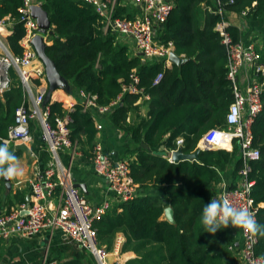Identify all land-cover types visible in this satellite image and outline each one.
I'll use <instances>...</instances> for the list:
<instances>
[{"label":"trees","instance_id":"trees-1","mask_svg":"<svg viewBox=\"0 0 264 264\" xmlns=\"http://www.w3.org/2000/svg\"><path fill=\"white\" fill-rule=\"evenodd\" d=\"M21 5L22 0H0V16L13 22L14 30L6 39L15 54L22 53ZM202 5L211 8L204 11L200 24ZM42 7L54 27L45 51L69 82L70 93L78 97V90L82 89L95 95L98 105H108L120 96L108 111L110 120L114 126L125 129L138 145L129 164L130 175L138 185L137 194L115 202L95 223L100 243L110 248L114 234L121 231L125 235L122 250L136 254L124 263L112 264H238L227 260L221 250L211 249V234L200 223L204 205L217 198L216 185L222 172L233 165L236 175L241 166L236 144L231 149H200L196 159L170 162L139 143L155 147L169 132L164 140L167 150L175 149L176 138L182 136V150L191 152L198 148V141L208 130L225 125L233 93L227 78V48L215 26L228 12L244 11V16L264 20V0H173L167 18L157 27L160 40H171L173 51L185 57L179 65L173 63L171 67L155 59L142 62L138 54L119 41L116 33L101 29L91 4L80 0H42ZM219 7L222 12H218ZM124 11L120 8L118 13ZM128 17L132 15L129 13ZM225 30L231 42L240 41L236 25L230 24ZM261 52L264 62V44ZM132 70L139 78L137 86L142 92L121 95L122 85L131 81ZM9 71V88L0 94V143L24 99L16 71L12 68ZM158 72L163 76L153 84ZM143 94L149 96L148 117L123 124L128 110L135 108L134 102ZM261 101L262 108L251 124L253 145L260 156L251 161L249 177L255 180L251 195L256 203H263L258 206L256 220L264 225V89ZM48 106L52 121L67 112L60 100L48 102ZM67 114L72 141L90 149L97 133L96 109L83 111L76 105ZM46 157L49 158L48 154ZM14 201L24 202L25 195L21 191L7 194L3 201L8 205L5 212ZM168 205L173 209V222L164 216ZM222 236L226 244L234 242L233 235L218 230L215 237ZM256 237L255 252L264 257V236ZM65 249H71L68 259L61 260L64 250L54 247L55 254L49 260L58 264H94L93 255L79 245L73 243Z\"/></svg>","mask_w":264,"mask_h":264},{"label":"built area","instance_id":"built-area-1","mask_svg":"<svg viewBox=\"0 0 264 264\" xmlns=\"http://www.w3.org/2000/svg\"><path fill=\"white\" fill-rule=\"evenodd\" d=\"M80 1L94 7L104 32L111 31L131 38L135 49L142 52L145 60H160L165 65L173 62L170 59V53L174 48L173 42L160 40L157 33L158 25L167 18L173 6V0ZM124 1L138 5L140 12L132 17H128L125 12L118 13L120 8L125 7ZM32 3L36 2L22 0L19 8V21L24 27V34L19 40L22 46L21 54H15L6 39V35L13 32V22L7 16H0V94L9 88L11 82L9 70L12 68L20 79L24 95L23 103L16 109L14 122L9 125L7 135L1 137V141L30 142L32 139L30 123L37 120L49 159L47 165L38 171L31 181L29 200L19 203L8 212L0 213V237L7 238L13 234L31 236L43 229L56 228L91 253L95 264H111L108 260L110 252L97 238L95 223L114 202L128 200L137 194L138 185L129 171V164L133 158H113L103 151L99 142L94 141L89 149L92 167L98 176L106 180L111 195L98 203H91L74 186L69 168L62 163L60 151L65 150L69 160H72L77 154L78 143L72 141L70 137L69 116L66 114L56 116L52 121L48 102L43 104L45 88L39 87L43 82L46 83L47 79L44 65L38 58L31 39L36 34H41L48 43L49 37L47 32L39 31L36 19L31 15ZM39 3L42 4L41 1ZM218 12H222L221 7L218 8ZM225 27L223 19L216 24V29L222 35V42L227 48V78L232 84L233 100L225 114V125L208 130L199 140L202 147L199 143L197 145L200 149H231L236 144L242 163L237 170L235 183L223 188L216 197L227 195L235 206L249 207L256 218L259 203H256L251 195L255 180L249 177V171L251 161L257 160L260 156L259 149L253 145L251 124L262 108L263 45H258L252 40L231 42ZM50 28H54L53 25ZM33 62L38 64L33 65ZM245 68L248 75L243 88L238 75L240 70ZM162 76L163 73L158 72L153 84L159 82ZM130 77L131 81L122 85L121 95L126 92H142V88L137 86L139 78L134 70ZM77 96L81 98L83 110L93 107L98 113L108 112L109 107L120 100L118 96L108 105H98L96 96L82 89L78 90ZM142 97L148 95L143 94ZM69 107L74 108L72 104ZM101 127V123L97 121L96 128ZM181 142L182 139H179L178 143ZM175 149L169 150L167 160L172 161L171 152ZM238 231L236 241L228 244V248L238 254V264H251L253 260L264 258L255 252L257 237L246 235L239 228ZM39 264H57V261L43 260Z\"/></svg>","mask_w":264,"mask_h":264},{"label":"crops","instance_id":"crops-1","mask_svg":"<svg viewBox=\"0 0 264 264\" xmlns=\"http://www.w3.org/2000/svg\"><path fill=\"white\" fill-rule=\"evenodd\" d=\"M33 1H35L36 3H39L41 1L42 3V0ZM124 5L125 7H122L121 9H124V12L127 14L130 13L132 16H134L140 12L138 5L127 1H124ZM210 8L211 7L209 5H202L199 13L200 24H202L204 21V11L209 10ZM223 21L225 22L226 26L233 24L238 27L241 33V41L252 40L255 41L258 45L264 44L263 19L254 20L248 16H244L243 14L228 12ZM51 38L52 36L50 35V37L48 38V44L50 43ZM117 38L120 42L127 45L132 53L138 54V51L135 49L131 38L120 35H117ZM140 57L142 58V56ZM173 63L174 62H171V64L166 66L171 67ZM37 64V62H33V65ZM177 64L179 65L180 63ZM247 75L248 70L246 68L240 70L238 78L239 83L243 88L246 85ZM46 87L47 82H43L42 86H40L39 88L46 89ZM75 95L72 93H65L62 89L56 88L51 93L49 103L53 102L54 100H60L63 102V106L67 112L72 111L76 107V105H79L81 110H83L81 107V98L76 97ZM148 103L149 96L140 97L138 100H136L133 104L135 105V108H131L128 110L123 124L125 122H135L137 120H140L142 117H148ZM71 104L74 106V108L72 109H70L69 107ZM67 112L65 113L66 115H68ZM109 114L110 113L108 112H97V115L94 116V124L96 125V122L98 121L102 125L100 129H97L94 141L99 142L102 145L103 151L113 158H134L135 150L138 148V145L132 142L130 134L125 129L114 126V124L110 120ZM31 126L32 139L30 142L27 143L22 141H13L9 143L10 151L16 153L15 155L17 156L20 162V166L24 170V174L19 178L9 180V188L6 186L4 178L3 181H0V200L2 201V203H0V213L8 209V205L3 202L7 194L13 195L16 191H21L25 195L26 201V196L29 195L30 192L31 181L35 177L36 173L47 165L49 158H47L46 156L48 153L46 150V144L40 134L37 120L32 121ZM168 135L169 132H167L163 136L161 142L155 147L148 146V144L145 143L147 145L146 148L154 154H159L167 159V156L169 155V150L165 148L164 140ZM179 139H182L183 141L182 136H178L175 140L176 148L182 147V142L178 143ZM198 143L200 147H202L201 142L198 141ZM88 149L89 147L87 149L82 148V146L78 144L77 154L72 158V160H69V157L65 150L64 152L62 150L60 151V157L63 165L69 168L71 178L74 177L77 182H82L84 184V187H77L79 191L86 197L89 202L98 203L103 198L109 197L111 194L108 190L106 180L95 173L89 157L90 153ZM232 168L233 165L229 166L222 172L221 180L216 185L217 195L220 191L223 190V188L230 187L235 183L236 175L233 174ZM18 204L19 202L14 201L9 205V210L17 207ZM115 204L116 203L114 202L113 205ZM260 205H263V203H259V206ZM221 231H225L227 234L233 235L235 241L239 236L238 228H234L231 225H229L227 228H222ZM215 235L216 233L211 234V238L209 240V246L211 247V249L213 251L221 250L227 260L239 263L238 254L235 250H231L228 248V244H226L223 240L224 236H222L221 238H216ZM124 242V233L121 231H117L114 234L113 242L110 248H107L106 244L104 243L101 244L108 249L110 255L113 258V262L124 263L125 261L136 255L132 250H122ZM73 243L77 244L56 228L43 229L40 232L31 236L23 237L13 234L7 238L0 237V264H39L43 260H49L55 254L53 252L54 247H60L64 250V253L62 252L60 257L61 260H66L69 258V251L71 249H69L68 251L65 248H70Z\"/></svg>","mask_w":264,"mask_h":264},{"label":"clouds","instance_id":"clouds-1","mask_svg":"<svg viewBox=\"0 0 264 264\" xmlns=\"http://www.w3.org/2000/svg\"><path fill=\"white\" fill-rule=\"evenodd\" d=\"M24 170L14 152L10 151L9 143H0V177L12 180L23 176ZM200 223L205 232L215 234L222 228L231 225L242 229L251 237L264 236V225L259 224L254 213L247 206H235L227 195L221 198H212L204 205ZM251 264H264V258L253 260Z\"/></svg>","mask_w":264,"mask_h":264},{"label":"water","instance_id":"water-1","mask_svg":"<svg viewBox=\"0 0 264 264\" xmlns=\"http://www.w3.org/2000/svg\"><path fill=\"white\" fill-rule=\"evenodd\" d=\"M31 9V15L36 19V23L38 26V29L41 33H46L48 34V37L50 35L54 34V28L51 27V22L50 18L48 16V12L42 7V4L40 3H32L30 5ZM31 43L36 50L38 58L41 60V62L44 65L45 69V74H46V79H47V87L45 89V96H44V101L43 104L49 102L51 98V93L53 90L56 88L62 89L65 93H70V85L69 82L60 74L59 70L57 69L53 59H51L46 51L45 48L48 45V43L45 41V38L41 34H36L35 36L32 37ZM138 55L142 56V62L145 61V58L143 57L142 52L138 51ZM170 59L174 63H181L182 61L185 60V57L178 56L174 51L170 53ZM141 145L143 147H147V145L142 142ZM200 148L198 147L194 151L191 152H184L182 150V147H178L175 150L171 152V159L174 162L180 161V160H186V159H196L197 154ZM72 180L74 182V186L78 187H84V184L82 182H77L74 177H72ZM6 186L9 188L10 187V182L9 180L5 179ZM29 200V196H26V201ZM164 216L171 222H173V209L171 206H166L164 209ZM108 260L110 263L113 262V258L110 255L108 257Z\"/></svg>","mask_w":264,"mask_h":264}]
</instances>
